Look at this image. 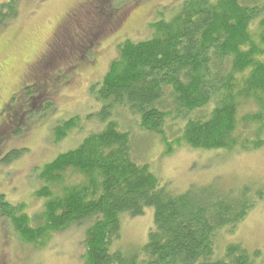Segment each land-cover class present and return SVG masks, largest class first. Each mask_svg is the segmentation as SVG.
Here are the masks:
<instances>
[{"label":"trees","instance_id":"16d2710c","mask_svg":"<svg viewBox=\"0 0 264 264\" xmlns=\"http://www.w3.org/2000/svg\"><path fill=\"white\" fill-rule=\"evenodd\" d=\"M16 14L15 0L0 5V26ZM151 26L149 39L121 43L102 81L90 87L102 128L39 171L42 209L28 216L1 202L0 216L32 243L88 223L84 264H135L110 247L121 215L151 207L146 264H257L260 251L230 243L218 253L216 242L264 201V186L232 191L211 183L173 193L135 158L132 129L157 137L164 154L182 144L225 152L263 147L264 1L184 0L170 20ZM78 125L79 118L62 123L57 140Z\"/></svg>","mask_w":264,"mask_h":264},{"label":"rangeland","instance_id":"374dc122","mask_svg":"<svg viewBox=\"0 0 264 264\" xmlns=\"http://www.w3.org/2000/svg\"><path fill=\"white\" fill-rule=\"evenodd\" d=\"M9 1L0 0V5ZM103 1L15 0L16 17L0 26V104L27 86V93H19L13 103L19 122L7 116L0 124L4 139L0 155L13 150L0 161V199L20 206L28 216L44 204V199L35 197L42 185L37 179L42 167L102 128L94 116L101 104L89 90L102 81L118 56V47L127 40L149 39L151 25L170 20L184 2ZM87 47L89 53L85 54ZM71 118H79L78 127L57 140L55 130ZM132 132L137 161L148 164L173 193L211 183L232 191L245 185L264 186V146L250 152H225L182 144L164 154L157 137L136 127ZM5 221L0 216V264H84L88 223L72 224L40 243H32L20 239ZM152 227L151 207L139 216L121 215L119 236L111 251L133 256L135 264H146L144 246ZM230 243H239L250 253L260 251L257 264H264V201L232 232L218 234V253Z\"/></svg>","mask_w":264,"mask_h":264},{"label":"flooded vegetation","instance_id":"af4514ba","mask_svg":"<svg viewBox=\"0 0 264 264\" xmlns=\"http://www.w3.org/2000/svg\"><path fill=\"white\" fill-rule=\"evenodd\" d=\"M24 82H26V80ZM37 91H39V90H37ZM13 95L14 94H12L10 96L11 99H8L7 101L2 102L0 104V124L2 123L3 120H5V118L7 116L11 117L12 120H14L16 122L17 121L19 122V118H20L19 116H17V118L15 119V115L17 113H16V110L14 109L15 106H13V104H12V102H14ZM2 135H3V132L0 130V143L1 144H2V141L4 140L3 137H2ZM11 151L9 150L6 153L4 152L5 153L4 155H2V153H1V155H0V161L4 160Z\"/></svg>","mask_w":264,"mask_h":264}]
</instances>
